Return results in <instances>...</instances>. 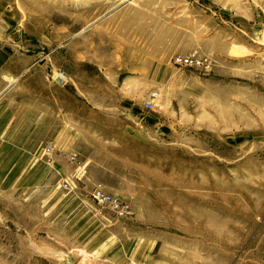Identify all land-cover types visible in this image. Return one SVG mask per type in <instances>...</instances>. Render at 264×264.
I'll list each match as a JSON object with an SVG mask.
<instances>
[{
    "label": "rangeland",
    "instance_id": "1",
    "mask_svg": "<svg viewBox=\"0 0 264 264\" xmlns=\"http://www.w3.org/2000/svg\"><path fill=\"white\" fill-rule=\"evenodd\" d=\"M9 77L10 97L66 96L75 140L0 158V264H71L81 243L145 264H264V0H0V90ZM53 169L71 185L36 177ZM95 185L130 214L93 201Z\"/></svg>",
    "mask_w": 264,
    "mask_h": 264
},
{
    "label": "crops",
    "instance_id": "2",
    "mask_svg": "<svg viewBox=\"0 0 264 264\" xmlns=\"http://www.w3.org/2000/svg\"><path fill=\"white\" fill-rule=\"evenodd\" d=\"M5 50L11 51L7 47H5ZM14 81L15 78L11 77L5 79V86L0 90V158L5 159L7 157L10 159L20 155L23 156L24 150L20 151L22 148H33V155H35L44 145H49L54 150L57 149L55 151H58L59 148H69L72 146L75 140L74 109L71 105L68 106L67 97L65 96L60 99L59 96L53 94L45 96L44 99H47L48 102L50 100V105H46L48 102L42 103L41 100L43 98L41 95L38 96V94L30 102L22 101L17 97L9 96ZM53 81L52 85L56 87H63L66 84L63 79L61 82L55 79ZM55 151L47 155L49 157H56ZM40 156L41 154H39L38 158ZM55 161L57 160L53 157L50 163H54ZM37 174L36 177L41 180L45 179V183L65 180V186L67 187L69 184L71 185L73 178L71 171H58L56 169L44 172L40 171ZM2 177H6V174ZM70 213H72V209ZM70 215L67 213L66 217L61 221L65 226L64 233L69 240H80V234H75V221L72 220V217H68ZM79 245L82 246L76 247L78 251H81L78 254L73 252L66 253V256L72 260L71 264H117L120 257H130L121 253L122 256H114L112 259L111 256L106 255L103 247V249H100V245L96 247L92 246V248L87 245L83 247V243ZM117 250L119 248L115 247L114 252ZM129 260L133 264H145L147 259L145 257L140 260L138 258H129ZM158 264L161 263L159 262Z\"/></svg>",
    "mask_w": 264,
    "mask_h": 264
},
{
    "label": "built area",
    "instance_id": "3",
    "mask_svg": "<svg viewBox=\"0 0 264 264\" xmlns=\"http://www.w3.org/2000/svg\"><path fill=\"white\" fill-rule=\"evenodd\" d=\"M174 62L180 65H198L200 62L189 56H176ZM156 98V94L151 92L149 100L145 103V107L151 108L153 100ZM91 199L96 203H106L118 216H128L131 212L130 206L127 200L113 196L106 192L101 185H95L91 190Z\"/></svg>",
    "mask_w": 264,
    "mask_h": 264
},
{
    "label": "water",
    "instance_id": "4",
    "mask_svg": "<svg viewBox=\"0 0 264 264\" xmlns=\"http://www.w3.org/2000/svg\"><path fill=\"white\" fill-rule=\"evenodd\" d=\"M55 79H56V81H58V82H61V81H62V79H61L59 76L56 77Z\"/></svg>",
    "mask_w": 264,
    "mask_h": 264
}]
</instances>
